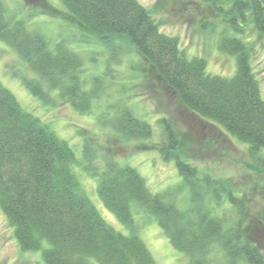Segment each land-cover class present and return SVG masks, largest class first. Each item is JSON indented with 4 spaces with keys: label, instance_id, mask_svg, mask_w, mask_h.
<instances>
[{
    "label": "trees",
    "instance_id": "obj_1",
    "mask_svg": "<svg viewBox=\"0 0 264 264\" xmlns=\"http://www.w3.org/2000/svg\"><path fill=\"white\" fill-rule=\"evenodd\" d=\"M46 1L63 22L99 42L126 40L146 62L149 74L184 109L219 125L250 153H262L264 99L251 64L254 47L242 34L248 21L264 43V0H195L208 3L226 19L228 29L217 49L235 58L234 71L227 76L208 73L203 57H188L177 37L162 32L137 0H57L59 6ZM9 14L0 0V41L16 48L40 77L27 84L30 93L44 99L56 92L72 109L92 113L95 91L86 90L83 57L61 42L49 49L45 37L26 20ZM93 84L96 90L103 87L97 77ZM118 126L138 139L151 133L148 122L127 110ZM165 133L167 144L159 153L165 161L175 162L179 180L193 189L197 170L175 152L177 141L170 129ZM75 162L71 146L22 108L0 83V210L13 228L19 250L40 251L45 264H156L134 228L137 208L155 219L176 248L197 255L193 264H217L205 248L214 242L223 251L224 264H264L262 238L242 233L239 222L230 224L218 214L217 202L186 224L175 203L152 193L135 168L110 164L96 175V192L103 206L128 228V234L117 231L80 189L71 172ZM204 179L210 187H224L209 176ZM226 199L238 212L243 197L228 193Z\"/></svg>",
    "mask_w": 264,
    "mask_h": 264
},
{
    "label": "rangeland",
    "instance_id": "obj_2",
    "mask_svg": "<svg viewBox=\"0 0 264 264\" xmlns=\"http://www.w3.org/2000/svg\"><path fill=\"white\" fill-rule=\"evenodd\" d=\"M2 1L8 14L26 20L45 37L49 49L61 42L83 57L82 76L86 90L96 92H93L94 108L89 114L72 109L56 92L44 99L34 97L27 84L40 77L16 48L3 41H0V83L22 108L37 116L71 146L76 157L71 172L107 223L128 234V228L98 197L96 175L110 164L129 165L143 177L152 193L175 203L186 224L190 225L189 219H194L197 212L208 211L217 202L218 214L226 216L230 224L239 222L242 233L262 238L260 248L264 258V150L250 153L245 144L231 138L219 125L184 109L165 85L149 74L146 62L126 40L99 42L94 36L63 22L46 0ZM50 1L59 6L57 0ZM137 1L149 10L162 32L177 37L188 57L195 55L206 60L208 73L224 76L233 73L235 58L217 49L221 35L228 29L226 19L208 3ZM243 31L242 37L254 47L251 64L264 99V43L248 21ZM96 77L103 83L97 90L93 84ZM125 110L150 124L149 138L138 139L119 129ZM167 128L176 138L175 152L197 170L193 189L179 180L175 162L165 161L159 153L167 144ZM205 176L221 182L224 187H210ZM228 193L243 197L238 212L227 203ZM133 218L134 228L156 264H193L197 255L176 248L151 215L139 213L134 208ZM205 248L217 264H224L225 257L218 243H210ZM0 264H45L40 251L19 250L13 228L1 210Z\"/></svg>",
    "mask_w": 264,
    "mask_h": 264
}]
</instances>
